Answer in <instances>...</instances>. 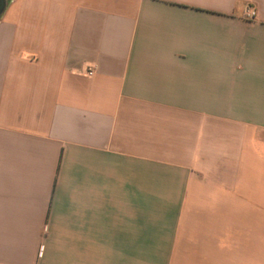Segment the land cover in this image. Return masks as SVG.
I'll use <instances>...</instances> for the list:
<instances>
[{
	"label": "crops",
	"instance_id": "1",
	"mask_svg": "<svg viewBox=\"0 0 264 264\" xmlns=\"http://www.w3.org/2000/svg\"><path fill=\"white\" fill-rule=\"evenodd\" d=\"M7 2L0 264H264V0Z\"/></svg>",
	"mask_w": 264,
	"mask_h": 264
},
{
	"label": "built area",
	"instance_id": "2",
	"mask_svg": "<svg viewBox=\"0 0 264 264\" xmlns=\"http://www.w3.org/2000/svg\"><path fill=\"white\" fill-rule=\"evenodd\" d=\"M245 17L249 20H255L257 18V11L254 8H249L245 12ZM87 75L94 76L95 70L93 67H89L86 71Z\"/></svg>",
	"mask_w": 264,
	"mask_h": 264
},
{
	"label": "water",
	"instance_id": "3",
	"mask_svg": "<svg viewBox=\"0 0 264 264\" xmlns=\"http://www.w3.org/2000/svg\"><path fill=\"white\" fill-rule=\"evenodd\" d=\"M7 4H8L7 0H0V17L5 12L7 8Z\"/></svg>",
	"mask_w": 264,
	"mask_h": 264
}]
</instances>
